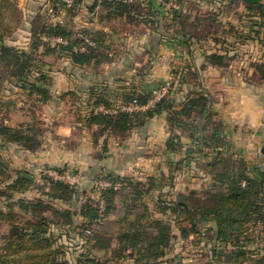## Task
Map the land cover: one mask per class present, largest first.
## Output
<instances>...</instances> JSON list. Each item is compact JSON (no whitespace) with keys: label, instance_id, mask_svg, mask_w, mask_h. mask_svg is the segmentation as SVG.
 I'll return each instance as SVG.
<instances>
[{"label":"rangeland","instance_id":"rangeland-1","mask_svg":"<svg viewBox=\"0 0 264 264\" xmlns=\"http://www.w3.org/2000/svg\"><path fill=\"white\" fill-rule=\"evenodd\" d=\"M13 1H15L21 10V19L18 24L12 23L8 26L11 32L5 35V41L8 44L15 45L30 53H32L33 42H39V48L33 51V72L29 74L28 79L31 83H36L45 87L48 92L46 95L38 92L32 93V89L29 87H22L23 84L16 80L4 79L0 83V122L2 120L14 126H18L24 122L31 123L34 125L39 139L42 140L41 148L36 151H29L18 143L8 142L2 140L0 137V209L6 214L13 211L17 213L18 217H24L23 211L19 208L22 200H50L49 198H51L41 186V179L48 168L56 166L59 167L61 171L74 170L81 173L83 177L79 184L72 185L75 187L76 195L69 202L52 199L51 204L53 209L48 210V213L51 214L53 219H58V217H55L54 209L60 210V208H67L74 213L73 225L67 227L61 224L57 226L51 223V230L54 233L53 236L57 238L59 244L63 245L60 250L65 251L66 257L70 259L72 264H76L80 256H82V259H86V257L89 256L92 258L99 257L100 264H145V262H137L134 256L117 259L105 255L103 250H96V248H93V251H91L88 242H86L87 234L85 228L87 225L93 226L96 230H105L109 232H116L118 229L122 228L125 224L117 221L122 213L119 211H121V208L124 209L121 201L127 199L130 202L133 194H136V192L127 188V182L123 183L124 185L122 187L120 184L119 187H121V189L118 191V195L115 196V201L119 202L121 208L113 212L109 219H104L100 224L94 221L92 222V217L84 214V210L88 208V206H96L95 204L98 203L102 194L101 189L96 187L92 182L95 176L91 178L85 175L70 159L67 163H57L54 161V157H57L60 153V144L72 152L76 144L74 142L76 135H79L80 132L82 133L81 128L76 127L74 133L69 134L72 135L71 137L66 140L60 139L59 135H61L60 131H62L60 124L72 122L73 119L77 121L81 115H84V113L73 111L71 108V103L75 99L72 95L68 96L70 102L67 107L61 108V105H58L60 97L57 96V89L63 88V84L65 83L63 75L72 79L73 77L82 76V73H98L103 70L102 63L107 64L106 62L117 56V53L114 52V50L117 49V52H121V54L125 52L126 55H129L131 60H138L141 59V57L146 59L144 64L141 62V64L131 63L129 66L125 67V80L122 85L126 86L128 89L125 90L122 88L123 86L119 87V85L115 83H112V87H109V91L114 92L110 93V99L115 100V102L119 104L120 101H123V95L121 93L123 91L131 92L135 84H138L140 88L137 89V91L149 93L156 87L167 82H170L173 87L175 86L174 84H176L177 88L186 85L189 87L187 83L188 78L193 82H198V77L196 78L194 71L188 70V72H192L188 74L189 76L182 78L181 76L183 75H178L174 83L173 76L171 74L167 75V71H164V69L170 65L174 70V66H177L179 61H183L182 58L185 56L186 59L189 56H194L199 59L203 50H228L231 57L239 61V63L237 62L238 64H236L237 69H241L242 71H245V69L246 71H255V67L252 65L253 61L255 59L256 61L264 59L263 29H261L260 34L256 32L258 27L252 26L250 14H248L244 6L237 1L231 4L230 0H159L160 4L154 2V7H157L156 9L162 11L168 7H174V5L175 7L181 5L186 11L192 13L193 19L203 18L204 21L198 25L197 28L201 33L200 37L187 40L181 33H176L175 28L171 25L172 19L171 16H168V12L165 13V17H139L136 20L126 22L122 17L108 19V22L115 25V29L119 31H115L114 33L111 31V35L106 39L109 42L115 43L117 49H114V46H109V42L106 40L104 53H106L108 57L105 58L99 66L93 63L90 66L80 69L73 68L72 64L69 62L71 53L69 50L59 47L56 48L57 50L46 52L44 44L57 47L59 44L65 45L68 43L57 41V36H48L41 32L43 25H53L55 23L67 25L75 33H81L80 35H84L82 33L83 30H88L91 33L98 31V28L92 30V28H88L86 24L91 16H98L96 12L97 8L94 10L91 8L95 0H82L81 3L76 6L73 0H70V2L64 0L67 2V6L56 5V2L53 0H37L31 3L30 8L33 11L31 16L24 15V11L20 7L22 0ZM55 6H57V8ZM212 14L217 16V23L215 24L207 20ZM256 19L259 18L256 17ZM26 21L30 23L26 24ZM145 25H147L149 29H153L157 33H160L163 37V43L165 44V48L161 49L163 50L162 53L156 51V48L150 49V51L155 54L150 62L148 61V54H145L143 49L135 47L136 45L132 44L136 37L145 32ZM157 25L161 31L156 30ZM33 29H36L37 33H39L37 36L33 35ZM192 29L195 31L193 27ZM168 34L175 35V37L172 38V36H168ZM250 35L255 36L254 38H250ZM87 36L91 37L90 35ZM37 38H39V40H37ZM65 40L68 41L67 39ZM182 41L187 42L182 43ZM129 42L130 44L126 46L125 44ZM169 42L173 43L175 47L174 54L171 51L168 53L167 44ZM125 54H122V56ZM181 65L183 64H179L178 67L180 68ZM243 66H247V68L242 69ZM152 68L158 70L157 72L154 71L157 75L149 76L146 74L144 78L141 76L143 80H141L140 77H136V73H138L139 70L144 72ZM107 69L108 68H106V70ZM177 72L181 73L179 70ZM41 74L46 75V81L40 79ZM158 74H163V76ZM141 84L147 87L141 88ZM66 86L65 84L64 87ZM85 104H87V100ZM91 112L92 108L87 115L91 114ZM138 112L142 115L145 113V111ZM84 117H86V115ZM86 129H88L87 126ZM99 129L96 131H86H89L94 141H96ZM104 138L105 135H102L97 141L101 151H104L103 148L105 147V145L103 147ZM47 163L49 164L47 165ZM144 171L145 174L142 175H129V178L135 181H141L139 188L143 189L144 193L142 199L139 200L149 207V216L162 218L171 217L173 223L167 254L153 264H264V259L258 261L260 258L264 257L263 224H250L246 245L249 254H247V258H245L244 261L238 262L236 258L230 261L226 260L219 252L216 256H213L212 246L214 244L218 243V251L223 250L225 246L220 242L211 240L212 231L208 228L209 223H204L199 220L197 222L200 227L199 230L193 231L191 230L190 221L184 213L172 212L171 209L165 210L164 207L160 206L162 205L160 202L162 198L169 202L173 199L180 198L181 195L179 193H188L189 190H184L183 188L185 182L184 177H176L174 182L170 181L166 172L160 169L157 171L148 169ZM19 172L30 175L32 177L30 178L33 180L24 190L15 188L13 185ZM93 172H98V175L108 174L99 172L98 169ZM113 175L117 176L118 174ZM194 178L197 181V183H195L197 186L196 188L203 194V190L208 187V180H206L205 186L204 183H201L205 177L194 176ZM199 182L200 185H198ZM175 185H177V189H175ZM123 197L125 199H123ZM143 210L144 206H140L137 211L141 212ZM11 223L7 215L0 217V247L4 245V237L7 235ZM184 227L190 230H187L186 233L183 229ZM114 243L116 244V241ZM88 250H90V253ZM94 252H98V255H94ZM129 252L130 251L127 250L126 253Z\"/></svg>","mask_w":264,"mask_h":264},{"label":"trees","instance_id":"trees-1","mask_svg":"<svg viewBox=\"0 0 264 264\" xmlns=\"http://www.w3.org/2000/svg\"><path fill=\"white\" fill-rule=\"evenodd\" d=\"M53 1L56 2V5L67 6V2L64 0ZM73 1L76 6L82 0ZM236 1L241 3L250 14L252 26L258 27L256 32L260 34L261 29L264 32V0H230V3ZM55 7L57 8V6ZM91 8L93 10L97 8L96 12L100 18L122 17L126 21L153 16L156 13L153 10L152 0H95ZM168 10L172 19L171 25L175 28L176 33H181L187 40L200 37L201 33L197 28L204 21L203 18L193 19L192 13L185 12L181 5L171 6ZM20 11L15 1L0 0V83L4 79L16 80L23 84L22 87L32 89V93L38 92L46 95L48 90L45 87L31 83L28 79L29 74L33 72V51L39 48V42H33L32 53H30L5 41V35L11 32L8 26L12 23H19L21 19ZM256 17L259 19H256ZM207 20L215 24L217 23V16L212 14ZM41 33L67 39L68 44H59L57 47L44 44L46 52L57 50L56 48L59 47L69 50L71 60L77 65L88 66L95 63L96 66H99L108 57L104 53L106 33L103 30L94 33L83 30L84 35H90L96 41V45L88 46L86 51L74 49L75 45L84 44L85 39L81 37V33H75L67 25L62 23L45 24ZM37 34L39 33L36 29H33V35L37 36ZM254 36L250 35L249 37L254 38ZM204 56L209 63L215 66H226L231 58L228 50H205ZM252 65L255 67L254 80L259 83L264 82V59L254 61ZM40 79L46 81V75L41 74ZM172 87L171 84L167 96L159 101L155 107L146 110L143 115L140 112L126 111L96 113L94 108L98 105L109 108L118 105L115 100L110 99V93L113 91L110 92L108 88L100 87V90L96 93L94 108L89 115L91 122L100 125L96 140L98 141L100 136L105 135L104 147L109 134L125 135L133 128L135 123L143 124L155 113L162 112L165 103L170 99ZM121 94L123 95V101H120V103L139 102L144 104L152 96V92L142 93L136 90L123 91ZM207 106L208 99L204 95H193L183 103L181 110L172 115L171 120L179 119L180 115L191 116L193 112L196 115L206 114ZM208 116H210L209 113ZM193 133L194 131L190 132V134ZM215 133L206 136V144L212 148L213 152L205 154L207 159L204 162V167L210 174V179L207 181L209 182L208 187L203 190V194L198 189H192L188 193H179L180 198L169 202L164 198L160 199L162 203L160 206L164 207L165 210L171 209L172 212L184 213L190 221L191 230L193 231L199 230L200 227L197 223L199 220L209 223L208 228L212 231L211 240L220 242L225 246L223 250L218 251V243L214 244L212 246L213 256H216L219 252L226 260L230 261L236 258L238 262H242L249 254L246 245L250 224L261 223L264 225V173H252L244 160H235L231 155L220 151L218 148L222 139L216 136ZM0 137L2 140L18 143L29 151H36L42 147V140L39 139L35 127L31 123L24 122L14 126L1 120ZM168 144L171 145V141ZM53 168L59 169L56 166ZM25 174L22 172L17 174L13 183L15 188L24 190L28 184L33 182ZM94 178H106L113 181V183H120L121 187L124 185L123 183L127 182V188L135 191L136 194H133L130 202L123 197L125 200L121 201L124 208L122 209L119 202L115 201V196L118 195L121 187L104 188L101 189L102 194L98 203L95 204L96 206H88L84 210L85 215L92 217V222L100 224L104 219H109L113 212L121 208L119 212L122 213L117 221L125 224L116 232L96 230L93 226L87 225L85 228L86 242H88L91 251H93V248L103 250L105 255L117 259L134 256L137 262L147 264L156 263L161 257H164L167 254V247L170 245L173 223L171 217L149 216V207L139 200L142 199L144 193V190L139 188L141 181H135L127 175L116 176L113 174L96 175ZM41 186L51 197L50 200H22L19 208L23 211L24 217H18L17 213L13 211L6 214L0 209V217L7 215L12 222L7 235L4 237V245L0 247V264H72L70 259L66 257L65 251L60 250L63 245L59 244L57 238L53 236L51 223L67 227L73 225L74 213L67 208L54 209L55 217H58V219H53L48 210L53 209L52 199H59L62 202L72 200L76 195L75 187L66 182L53 180L48 189L44 185ZM102 204L104 205L103 209ZM140 206H144V210L141 212L137 211ZM183 229L186 233L187 230H190L185 227ZM127 250L130 252L126 253ZM88 251L90 253V250ZM94 255H98V252H94ZM98 258L89 256L82 259V256H80L76 264H100ZM263 259L264 257L258 261Z\"/></svg>","mask_w":264,"mask_h":264},{"label":"crops","instance_id":"crops-1","mask_svg":"<svg viewBox=\"0 0 264 264\" xmlns=\"http://www.w3.org/2000/svg\"><path fill=\"white\" fill-rule=\"evenodd\" d=\"M34 1L37 0H22L20 7L23 9L24 15L31 16L33 14L30 7ZM154 2L160 4L159 0H152L153 10L156 11L153 16L165 17V13L169 11L168 8L170 7L161 11L154 7ZM184 11L186 12L185 9ZM168 16H170L169 12ZM108 21V18L99 19L98 16H91L86 24L92 30L97 28L103 30L106 33V38H109L111 31L114 33L119 30L115 29V25ZM29 23L26 21V24ZM145 26V32L136 37L132 44L143 49V52L148 54V61L150 62L155 55L150 49L156 48V51L162 53L163 50L161 49L165 48V44L160 33L149 29L147 25ZM156 30L161 31L158 25ZM168 36L175 37V35L169 34ZM107 42L109 41L107 40ZM184 42L187 41H182V43ZM129 44L130 42L125 45L128 46ZM109 46H114L113 48L117 49L115 43L109 42ZM167 50L168 53L171 51L174 54L173 43L167 44ZM117 51L118 49L114 50L117 53V58H111L106 62L107 64L102 63L103 70L98 73H82V76L72 79L63 75L65 80L63 88L57 89V93L60 94L57 96L61 100H59L58 105H61V108L67 107L70 102L68 96L72 95L75 99L71 103V108L73 111L84 113V115H81L77 121L73 119L72 122L60 124L62 130L60 131L61 135H59L60 139L66 140L71 137L72 135L69 134H73L76 127L81 128L82 133L80 132L79 135H76V139L74 138L76 143L74 151L70 152L60 144L59 148L62 150L60 149L59 155L54 157V161L67 163L70 159L76 167L91 178L99 174L93 172L96 169L99 172L127 176L145 174L144 170L147 169L156 171L160 169L166 172L170 181L175 182L176 177L183 176L184 190H192L197 189L195 185L197 181L194 176L205 177L203 181L201 180L204 185L206 180H209L210 174L204 167V162L207 159L205 154L211 153L213 150L207 146L206 136L216 132V136L222 139L218 148L220 151L231 155L235 160H244L252 173L263 172L264 82L255 81L254 71H246L247 66L242 67L246 72L237 69L236 64L239 61L234 57L229 59L226 66H215L209 63L203 53L205 50L201 52L199 59L194 56H187L186 59L185 56L182 58L183 61H179L178 65L174 66V70L170 65L164 69L167 71V75L173 76L174 83L178 75H183L182 78L189 76L188 74L192 72H188V70L194 71L196 78L198 77V82H193L188 78L189 87L186 83V86L178 88L174 84L168 101L170 105L165 107L162 112L155 113L143 124L135 123L125 135L109 134L105 141L104 151H101L97 140L94 141L92 134L86 131H96L100 128L98 123L90 121V114L87 115L91 108H94L96 93L102 86L109 89L112 87V83L119 85V87L123 86L122 88L125 90L128 89L122 85L125 80V67L131 63L144 64L146 62V59L142 57L138 60H131L125 52H122L125 54L122 56L121 52ZM69 62L73 68L83 69L86 67L73 63L71 58H69ZM179 64L183 65L179 68ZM106 68L108 69L106 70ZM178 70L181 73L177 72ZM154 71L157 72L158 70L154 68L144 72L139 70L136 77L141 78L143 76L144 78L146 74L155 76L157 74ZM158 75L163 76V74ZM65 84L66 87H64ZM138 86L135 84L132 90L137 91L140 89ZM140 86L141 88L147 87L143 84ZM198 94H202L208 99L206 114L196 115L193 112L191 116L180 115L179 119L171 120L172 115L181 110L183 103L189 97ZM86 100L87 104H85ZM208 113L210 114L209 118L207 117ZM85 115L86 117H84ZM191 131L194 133L190 134ZM170 141L171 145L168 144ZM211 143L213 144V141ZM175 189H177V185H175Z\"/></svg>","mask_w":264,"mask_h":264},{"label":"built area","instance_id":"built-area-1","mask_svg":"<svg viewBox=\"0 0 264 264\" xmlns=\"http://www.w3.org/2000/svg\"><path fill=\"white\" fill-rule=\"evenodd\" d=\"M70 2V0H66ZM85 39V43L81 45H75L74 49L77 51H86L88 46H94L96 45V41L92 39L91 37L87 35H81ZM57 41L60 42H67L65 39L61 37L56 38ZM171 88V83L167 82L159 87H156L152 91V96L148 100L147 103L141 104L139 102H129V103H119L118 105L114 107H105L103 105H98L94 108V111L97 112H105V113H116L119 111H126V112H138V111H146L148 109H151L156 106V104L161 101L164 97L167 96ZM82 174L76 171H66V170H59L55 168H48L43 178L41 179V184L44 185L46 189L50 187L51 181H62L66 182L70 185H76L79 184L82 180ZM93 184L100 188H117L120 186V183H113V181L106 179V178H94L92 180ZM104 208V205L102 204V209ZM147 264V263H145Z\"/></svg>","mask_w":264,"mask_h":264},{"label":"water","instance_id":"water-1","mask_svg":"<svg viewBox=\"0 0 264 264\" xmlns=\"http://www.w3.org/2000/svg\"><path fill=\"white\" fill-rule=\"evenodd\" d=\"M168 105H170V102H166L164 106L167 107ZM25 176L31 177L30 175H26V174H25Z\"/></svg>","mask_w":264,"mask_h":264}]
</instances>
